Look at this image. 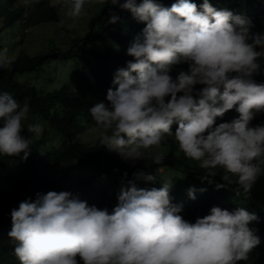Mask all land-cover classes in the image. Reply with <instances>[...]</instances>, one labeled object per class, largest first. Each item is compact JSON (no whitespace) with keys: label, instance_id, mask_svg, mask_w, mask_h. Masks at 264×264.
<instances>
[{"label":"clouds","instance_id":"obj_1","mask_svg":"<svg viewBox=\"0 0 264 264\" xmlns=\"http://www.w3.org/2000/svg\"><path fill=\"white\" fill-rule=\"evenodd\" d=\"M97 3L128 10L144 23L126 48L132 59L114 72L106 92L108 103L100 101L88 108L100 130L99 144L132 164L146 158L140 165L150 159L158 165L163 153L157 150L149 157L146 150L172 136L183 155L203 169L201 180L213 183L211 178L219 174L223 183H215V188L231 186L234 196L247 198L264 175V121L252 123L264 113V82L249 78L264 59V32L252 31L247 17L217 10L209 0H202L199 7L193 0H174L168 7L156 0H48L49 7L63 9L71 20L85 15L86 4ZM118 19L109 7L107 22ZM12 62L7 49L0 50V70L9 69ZM69 62L75 65L72 77L78 63ZM180 64H186V70L173 75L174 66ZM233 108L237 116L215 123ZM28 113L27 103L0 89L4 186L3 159L47 151L43 143L33 148L32 138H39L22 135ZM25 130L39 135L41 126L28 122ZM54 164L47 169L54 183L34 197L17 199L0 225L4 264H237L248 261L259 243L249 227L258 217L243 207L212 206L208 214L189 222L180 215L182 204L174 203L169 194L171 180L155 181L153 173L137 170L126 185L115 173L113 181L92 167L70 162L65 164L77 173L75 182H70L64 180L67 168L63 178H54ZM87 168L118 192L111 210L76 196L85 194L75 188L81 185L78 175ZM157 170L165 173L164 168ZM140 180L162 184L149 188L151 184L143 186ZM188 195L195 198L191 187Z\"/></svg>","mask_w":264,"mask_h":264},{"label":"trees","instance_id":"obj_2","mask_svg":"<svg viewBox=\"0 0 264 264\" xmlns=\"http://www.w3.org/2000/svg\"><path fill=\"white\" fill-rule=\"evenodd\" d=\"M156 2L168 7L174 0ZM193 2L199 7L202 0ZM209 3L217 10L227 9L234 14L247 17L251 21L252 31L264 32V0H209ZM109 7H112L119 17L115 23L107 22ZM22 12L27 13V9L24 5L18 4V0H0L2 18L0 31L3 33L17 24V21L23 22L19 23L20 27L59 21L56 10L49 6L40 10L35 8V11L33 6V12L25 16ZM143 26L144 23L137 22L128 10L105 4L89 18L85 33L79 38H73L64 50H61L60 46H55L47 53L40 52L34 55L19 53L12 59L9 69L0 70V89H5L13 98L27 103L29 114L46 122L52 131L59 135L58 139L60 138L55 146L46 148L47 151L43 155L32 153L24 159L18 156L20 161L17 158H6L1 161V168L6 172L4 177L6 185L0 182V225H3L17 199L24 200L29 198L30 194L34 197L42 187L54 183L47 170L54 163L76 162L82 168L92 167L97 173L109 175V179L113 181L117 180L112 177L115 173L126 185L128 180L134 179L131 177L137 170L154 173L157 169L164 168L162 172L171 174L166 179L171 180L169 194L174 203L182 204L180 215L189 222H194L197 216L208 214L212 206L228 210L243 207L255 212L258 219L249 222V227L255 230L259 243L249 253L248 261H238L237 264H264V175L256 180L247 198L236 197L230 190L231 186L215 188V183H223L219 174L211 178L213 183L201 180L203 169L198 167L197 161L183 155L172 136H166L161 142L158 152L163 153L164 159L158 165L152 163L151 159L146 165L122 160L116 152L100 145L98 138L92 143L78 140V135L83 132L81 116L89 114L88 108L97 102L108 103L106 92L112 85L114 72L120 65L125 66V61L132 59L126 54V48ZM121 47L124 48L123 52H120ZM51 60L78 63L68 83L45 92L44 88H36L17 79V74L44 70ZM186 68V64L176 65L172 74L175 75L180 69ZM249 78L257 83L264 82V59H261L258 69ZM50 81L53 82L51 76ZM237 115L234 108L227 110L221 117L215 118V123L230 121ZM261 121H264V113L256 117L252 123ZM27 123L28 121L24 120L21 132L22 135L31 138V133L25 130ZM175 127L173 123L171 125L173 131ZM49 139L32 138L33 148L48 142ZM217 171L219 173L221 170ZM78 177L81 185L75 190H84L85 194L76 196L89 205L111 210L117 202L118 192L113 191L110 184L101 183V176L89 174L84 177L80 174ZM161 184L153 182L149 188H159ZM190 187L193 189L194 199L188 195ZM66 190L69 193L73 192L71 188L63 189ZM0 264L4 262L0 260Z\"/></svg>","mask_w":264,"mask_h":264},{"label":"rangeland","instance_id":"obj_3","mask_svg":"<svg viewBox=\"0 0 264 264\" xmlns=\"http://www.w3.org/2000/svg\"><path fill=\"white\" fill-rule=\"evenodd\" d=\"M18 4H22L26 7L27 13L22 12L23 16L30 14L34 11L35 8H47L49 6L48 0H29L27 4L24 3V0H18ZM101 4H91L85 5L86 13L85 15L79 17L76 20H71L70 18L65 17L63 9L54 8L57 12L58 20L56 23H46L39 25H29L25 27H20L19 23L23 24L22 21H17V24L12 25L13 27L6 29L2 33L0 31V45L1 49H7V54L14 59V57L19 53H27L29 55H34L37 53H46L49 52L51 48L55 46H60L61 50H64L68 43L72 39L79 38L81 34L85 33L86 23L88 18L94 15L97 11L102 8ZM2 18L0 17V27L2 26ZM26 23V21H25ZM24 23V24H25ZM71 23L72 28L66 27L67 24ZM74 44V43H73ZM75 65L69 61H51L44 70L34 73H21L17 74V79L21 82H25L28 85H34L36 88H44L45 92L52 88H58L60 82H66L72 74V69ZM50 76L53 78V82L50 81ZM29 124H39L41 126V132L39 135L31 133L35 138H50L48 142H44L42 146L49 148L52 145H56L58 139V134L52 131V128L40 118L30 116L28 113V119L26 120ZM81 123L83 125V132L78 135V140L84 143H92L98 138L99 129L96 128L95 122L91 119L90 115L83 114L81 116ZM55 139V140H54ZM160 148V145L156 148H150L146 150L148 156L151 157L152 154L157 152ZM145 159H138L135 162L142 164ZM52 167H56L57 171L54 173V178L61 179L65 176L63 169L67 168V179L66 181L75 182L76 171L74 168L67 167L65 163H57ZM70 168L72 170H70ZM93 171L90 168H87L83 171L84 176H88ZM156 177L155 181L166 180L171 174L170 173H161V170H157L153 173ZM154 181V180H153ZM143 186H148L152 181L140 180ZM122 185V183H120Z\"/></svg>","mask_w":264,"mask_h":264},{"label":"bare ground","instance_id":"obj_4","mask_svg":"<svg viewBox=\"0 0 264 264\" xmlns=\"http://www.w3.org/2000/svg\"><path fill=\"white\" fill-rule=\"evenodd\" d=\"M80 183V182H79ZM67 191V190H66Z\"/></svg>","mask_w":264,"mask_h":264}]
</instances>
